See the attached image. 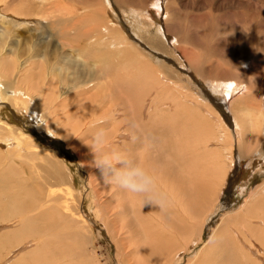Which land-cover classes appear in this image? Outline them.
Instances as JSON below:
<instances>
[{
	"label": "bare ground",
	"instance_id": "6f19581e",
	"mask_svg": "<svg viewBox=\"0 0 264 264\" xmlns=\"http://www.w3.org/2000/svg\"><path fill=\"white\" fill-rule=\"evenodd\" d=\"M78 1L85 3L86 9H84V6L82 7L84 10L79 11V8L70 6L65 1V5H63L64 3L61 6L55 5L50 9L41 0H0V59L2 53L13 52L11 46H14L13 44L18 42V40H22L23 43L28 40L24 45L23 52L11 60L9 66L5 63L0 64V80L3 75L9 74L8 77L15 82L13 84L14 90L22 87L29 90L22 95L16 94L18 99H13L15 105L11 107V119L19 120L21 117L24 120L23 125L9 123L4 115L6 111L0 109V142L3 144L0 143V188L6 187V189L2 190L6 191L9 189L14 192L15 189L11 187H14L16 182L19 183V191L14 192L16 194L15 200L18 201L14 203L15 205H9L6 211L17 216H22L23 214L22 217L24 219L23 225L18 219L14 220L12 217L1 219V221L11 220L10 223L18 221L20 225L14 228L17 232L26 230L37 236L31 239L25 238L26 240L23 239L18 242L17 246L24 244L25 247L28 245L33 247L27 253L28 256L23 255L17 260L16 258L10 259L14 250L19 248L16 247L10 251L9 258L2 264H21L18 260H23L22 264H60V260H64V256H56V254L52 253L49 255L42 249L36 250L37 248H34L36 245L33 243H42V238L45 241L54 242L55 240L48 236L54 234L47 232L48 235H46L44 231L49 230L48 226L51 224L56 226L58 217L63 213L66 218V222L63 223H67L69 229L76 223L84 228L79 234L75 232L77 235L75 237L73 235V241L80 237L82 240H86L88 244V240H90L88 237L93 233V229L85 221L89 219L88 214H82L83 216L79 214L78 208L81 205L79 202L82 196L76 200L77 203L74 207L72 206L73 203L68 204L69 202L65 203L63 201H58L56 205L57 197L55 194L57 191L44 188L51 187L53 183H56L59 186H67L65 189L60 187L58 192L61 198L65 194L74 196L71 191L73 188L71 187L70 189L68 181L72 180L73 185H75V174H78L82 182H85V185L90 189V180L92 176L94 178V172L92 170L84 171L85 178L84 175H80L78 169L72 172V169L64 161V151L56 149L55 145L60 144L61 148L62 143H64L67 153L71 157L76 158L75 164H82L83 166L86 164V159H83V155L77 145L81 138L79 133L87 131V124L93 123V120L100 118H91L95 113L96 100L99 97L98 85L106 86L111 102V111L108 114L113 115L111 119L107 120L106 124L111 128L112 121L118 120L122 114L119 119L122 122L121 125H117L115 129L111 130L109 147L126 151L134 162L142 163L152 170L157 177L159 189L162 192L164 189L168 201L166 209L163 210L154 204L142 205L141 196L129 193L111 183H106L108 184V190L104 193V197L108 199V202H105V205H98L100 203L98 190H92L91 206L96 219L107 222L102 217V209L107 207L108 203L112 201H116V206L122 207L135 217L136 224L132 227H126L129 235L125 233L129 237L121 234L124 226H120V229L116 232L119 233V237H123L120 243H115L118 250L116 259H125L124 262L126 264H145L146 259L157 252L159 254V262L170 264L171 260H178L173 258L175 255L171 257L172 252L182 251V253H186V260L182 264H201L199 261L206 263L207 261L209 262L208 251H210V247L208 242L211 240L215 246L220 247L221 245L219 246V244L224 242L225 234L231 230L233 225H238L243 231H246L248 242L253 244L252 241H254L258 245L255 251L259 252L262 250L264 254V197L256 205L252 204L258 194L264 193V181L254 186L255 182L253 180L255 174L264 168V152L262 151L264 128L261 138H256L253 133L256 120H258L254 110L257 109L262 116L264 114V94H261L264 91V61L257 64L252 57V52L241 51V57L244 61L233 64L237 73L232 74L230 71L221 74L214 73L206 78V80L210 81L208 85L215 84L220 86L217 90L219 92L217 96H210L205 88H202L203 92L208 96L206 97L201 95L199 91L197 92L198 89L194 87L196 83L199 85L197 80L202 77L198 78L196 74L192 73L193 69L184 59L182 60L179 53H177V58L175 57L173 60L163 57L164 54L169 55L168 51L174 49V45L178 40L175 33L169 28L173 25L171 18L174 10V4H171L170 0H158L155 2L154 5L158 8L157 13L158 15L160 14L159 23L155 24L153 23L155 21L151 23L142 19L141 12L143 11L135 7L127 8V11L131 13L127 15L131 25V34L126 32V26L125 31L118 22H114L116 19L113 21L110 13L107 15L108 8L112 9L113 12L114 10L117 11L119 9L118 6L126 7L130 0H76V2ZM149 1L151 3L152 0H147L146 6L149 5L150 9ZM207 5L212 6L209 3ZM183 15L185 16V14ZM53 20L59 23L58 33L60 37H57L58 41L52 40L51 35L53 34H44L43 32L54 30V24L51 25ZM237 25H239L238 22ZM23 26H26L25 28L28 32L33 31L32 34L30 33L31 35H29L16 30V27ZM83 37L87 40L85 48L81 44ZM239 38L250 41L253 36L246 33V35L239 36ZM61 41L64 42L62 45H60ZM66 44L78 49L83 48L81 53L83 55L87 54L92 64L101 66V76L97 79L91 69L81 72L75 63L65 64L57 61L54 58V51ZM111 52L115 53L114 58L118 60H126L127 55L131 52L141 54L144 64L155 75L157 86L161 88L162 93H164L162 85L166 86L168 81L164 73L170 69L176 70L179 93L178 95H173L171 100L175 105L176 112L181 113L183 110L190 112L189 110H194L197 107L194 110V114L200 116L198 120H189L190 118L187 117L186 120H183V116L179 115L180 120L178 121H180L184 130L183 137L173 140L169 136H165V132L160 128L159 123L160 121L169 120H125V97L122 88L124 84L121 76L116 72V61L110 59ZM43 60L46 62H43ZM178 60H180L178 62L179 67L177 65ZM180 69L183 72H180ZM257 70L262 71L258 77L248 76ZM126 78L143 80V76L139 74H129ZM217 78H223L224 82H214ZM195 80L196 83L194 82ZM233 82H235V87L231 86L234 84ZM240 84H245L244 88H240ZM189 85L192 86V89ZM50 92L56 93L51 95ZM14 93L12 91L10 95H14ZM79 96L85 98L84 103L92 106V110L87 111L86 109L82 113L80 112V117L84 120L82 124L78 125L77 128L75 126L71 130L67 127L60 134L55 127V120L66 118L62 115L59 116L57 110H65L67 105L73 104V101L76 100L74 98ZM162 96L165 99H171L170 94H163ZM239 100H241L239 109L236 107L232 108ZM209 103L219 115L209 108ZM3 105L8 106L5 102V93L0 86V107ZM198 107L203 109L198 112ZM205 110H208L206 115L204 114ZM188 115H192V113L190 112ZM76 116H79V114ZM213 118L217 119L216 122L220 123V125L211 124L212 120H214ZM61 141L63 142L60 143ZM143 142L145 144L154 143V145L151 149L145 148ZM206 145L215 148L214 153L211 155V161L206 159L205 155L196 156L197 152H201ZM167 146L172 149L173 156H168ZM32 149H35L36 152L45 151V153H30L29 155L30 158L43 159L46 163L44 165L47 172L45 175L42 176L39 171L35 172L39 181L36 186L41 188L39 190H33L32 185L28 186L23 183L32 179L27 176V168L32 169L35 167L38 169L42 164H38V167L34 162L28 165L24 159H15L11 156L13 154L23 156L24 152ZM57 157L60 158L65 166H68L66 169L68 174L65 171L63 172V167L60 169V161ZM244 157L248 158L249 166L256 165V168L252 171L247 170V173L244 172L245 174H242L243 170L241 169L240 160ZM168 158L170 159L171 176L175 181L179 182L177 188L173 182L169 184L171 177L166 164ZM253 158H255L254 161H252ZM249 166H246V169H249ZM32 171L34 172L35 170L33 169ZM205 172L208 173V177H206ZM99 174H101L100 171ZM243 175H247V177L241 178L243 180V185H241L240 182L238 183V179ZM99 177L101 178L102 176ZM103 177L104 180H107L105 176ZM256 177L264 179V170L258 173ZM206 179H210L211 183L207 184L203 190L207 191L210 197L207 205L201 208L199 202L207 193L199 192L196 202L190 199V195ZM92 185L97 186L98 184L94 182ZM228 186L231 187V190H235V194L243 192L239 208L230 209L226 207L229 209H225L224 204L226 202L223 204L221 199L224 193L228 192ZM238 186H241L242 189L238 190ZM25 188L29 190L20 191ZM78 191L81 192V190ZM73 198L75 199V197ZM82 199L84 198L82 197ZM244 207L246 209L245 213L241 210ZM56 208L57 211H55ZM166 214L171 216V221H169V217ZM42 216L44 217L41 219ZM62 219L64 221L63 216ZM115 219L116 215H112L110 218V220ZM31 220H35L34 224H32ZM211 220L212 224H210ZM124 222H129V220L124 219L120 223ZM255 222L259 225L261 223L263 226L257 225L254 230L253 227L255 226L253 223ZM38 224L40 225L39 227L37 226ZM78 228L81 229V227ZM106 229H108V225L102 224V227L98 230L96 229V231L99 235H105L107 240H109V244L113 245V241L108 238V230ZM133 233L138 234V236L140 234H143V236L151 234L152 240L141 243V238L133 235ZM71 235L72 233L70 237ZM254 236L255 238H253ZM63 238L66 240L67 233H63L58 239ZM162 238L165 240L164 242H161ZM128 239L131 240L132 245H128L130 252L126 253L123 247L127 245L125 243L131 244ZM229 241L231 240L229 239ZM155 246L157 249L152 251L153 253L147 252L148 255L142 253L146 247L154 248ZM67 247L73 248L72 246ZM191 248L196 250L188 253V249ZM121 250L123 251L121 252ZM231 251L229 252L233 253L234 250L231 249ZM194 255L195 259L192 260L191 256ZM216 255L218 254L216 253ZM200 257L201 259H199ZM222 257L223 255L220 258ZM27 258L29 261L26 260ZM87 260L85 256L83 258L82 256L79 257L81 264H88Z\"/></svg>",
	"mask_w": 264,
	"mask_h": 264
},
{
	"label": "rangeland",
	"instance_id": "374dc122",
	"mask_svg": "<svg viewBox=\"0 0 264 264\" xmlns=\"http://www.w3.org/2000/svg\"><path fill=\"white\" fill-rule=\"evenodd\" d=\"M41 1L43 2V4L45 6H47L50 9H52L55 5L61 6L63 3H64L63 5H65V2H66V4H68L70 6H76L77 8H79V11H83L84 9H86L85 3H82L80 1L76 2V0H71V1L70 0L69 1L68 0H57V1H55V0H41ZM58 1H60V2H58ZM146 1L147 0H130L126 7L118 6V8L120 9V11H119V9H117L118 12L116 10H114V12H113L112 9L108 8L107 9V15H109V13H110L113 21L116 19L114 22H118V24H120L124 30H125V26H126L127 31L126 30L125 31L127 33L131 34L132 33L131 25H130L128 17H127V15L131 14L130 12L127 11V8H129V7H135L137 9L143 11L144 13L141 12L142 13L141 17H143L142 18L143 20L150 21L151 23L153 21H155V22H153L154 24L157 22L159 23L158 18H159L160 14L158 15V13H157L158 8L154 5L155 2L158 0H152L151 3H150V1L148 2L150 4V9H149V5L146 6ZM170 3L174 4V10L172 11V18H171V20L173 21V25H171L169 28L171 29V31H173L175 33L178 40L174 45V49L168 51L169 55L164 54L163 57L166 59L173 60V59H175V57L177 58V53H179L182 57V60L184 59V61H186L189 64V66L193 69L192 73L196 74V76L198 78L202 77V78H199L200 80L196 79L197 81H199V85L196 83V80L194 81L196 83L194 85V87H196L198 89L197 92L199 91L201 93V95H203V96L205 95L206 97H208L207 94H209L210 96H217L219 94V92H217V90L220 88V86L215 85V84L208 85L210 81L206 80V78L208 76L213 75L214 73H220L221 74V73L229 72V71L232 74L237 73L236 68L233 67V64L235 62L244 61L243 58L241 57V53H242L241 51L252 52L253 53L252 57L255 59L257 64H260L262 61H264V0H170ZM207 3L212 4V6L207 5ZM74 4H76V5H74ZM161 4H162V1H161ZM51 5H53V6L49 7ZM82 7H84V9ZM183 14H185V16ZM138 16H140V15L138 14ZM108 17L111 19L110 16H108ZM61 20H62V18H61ZM61 20H60V22H61ZM237 22L239 23V25H237ZM52 24H54V27H55L53 30L54 32L51 30H49V31L47 30V31H43V32H44V34H47V33L53 34V35H51L52 40L58 41L57 37H60V35L58 33L59 23L56 20H53L51 25ZM57 26H58V28H57ZM25 27L26 26L16 27V30L19 32H24L26 34L28 33L29 35H31L33 31L28 32ZM23 28H25V29H23ZM246 33L251 34L253 36V39H251L250 41H246V40L239 38V36L240 37L244 36V35H246ZM170 40H171V38H170ZM26 42H28V40L25 41L24 43L22 40H18V42L13 44L14 46H11L13 52L2 53V56L0 59V64L5 63L6 65L9 66L11 60L15 59L18 54H21L23 52L24 45ZM86 42H87V40L85 39V37H83V39L81 41V44H83V46H84L83 48H85ZM62 43H64V42L61 41L60 45H62ZM83 48L78 49L76 47H72L69 44L63 45L62 47H60L54 51V58L57 59V61H59L61 63H65V64H70L71 62L75 63L79 67V71H81V72H83L84 70H87V69H91V70H93V74L95 75V77L98 79L101 76L102 68L100 65L92 64L89 61V57L87 54L83 55L81 53V51H83ZM114 57H115V53L111 52L110 53V59H113L114 61H116V63H117V71L116 72L119 76H121L123 84H124L122 88H123V95L125 97V110H124L125 120H169V121H160V123H159L160 128L165 132V136H169L173 140H176L180 137H183L184 136V130L181 126L180 121H178V120H180L179 115L183 116V120L184 119L186 120V117L190 118L189 120H198L200 118V116L198 114L197 115L194 114V110L197 109V107H195L194 110H189L192 113V115H188V114H190V112L185 111V110H183V112H181V113L176 112L175 105L171 101L173 95H178V93H179V87H178L179 83L177 80L178 78H177L176 70L170 69L164 73V76L168 79V81H167L166 86L162 85V88L164 91V93H162L161 88L157 86L155 75L146 67V65L144 64L143 56L141 54L139 55L135 52H131L127 55L126 60H118L117 58H114ZM179 61L180 60L177 61V65H178ZM43 62H46V61L43 60ZM178 67H179V65H178ZM251 71H252V69H251ZM180 72H183V70L180 69ZM260 72H262V71L257 70L255 73L248 75V76L258 77ZM129 74H139V75L143 76V80L126 78V76ZM8 76H9V74L3 75L2 79L0 80V84H1L0 86H1V89L5 93V102L8 104V106L3 105L2 107H0V109H3L6 111V113L4 115L8 119L9 123H17L18 125H23L24 120L21 119V117L19 120H15L14 118L11 119V117H12V112H11L12 108L11 107H13L15 105V102L13 99H15V98L18 99L16 94L22 95V94H25L29 90H26L23 87L18 89V90H14L13 84L15 82L12 81V78H9ZM222 79L223 78H221V79L217 78V79H215L216 81H214V82H224V80H222ZM233 83H232L233 85H231V86L235 87V82H233ZM196 85H198V86H196ZM204 85H205V87H204ZM244 86H245V84L239 85L240 88H244ZM263 86H264V82H263ZM189 87H191V89H192V86L189 85ZM202 88H205L207 94L205 92H203L204 90H202ZM97 90L99 92V97L96 100L95 113H94V115H92V117H91L92 119L104 116V115L110 113V111H111V108H110L111 102H110L109 97H108V90H107L106 86L98 85ZM12 91L15 92L14 95H10V93H12ZM55 93L56 92H50L51 95H54ZM262 93L264 94V91L261 92V94ZM163 94L164 95L170 94L171 99H165L162 96ZM86 95H88V94H86ZM74 99H76V100L73 101V104L67 105L65 110H63V109H61L60 111L57 110V113L59 116L62 115L63 117L65 116L64 118H66V119H62V120H55V127L57 128V130L60 134H62L63 130L67 127L69 128V130H71L72 128H75V126L77 128L78 125L82 124V122L84 120H82V117H80L81 116L80 112L82 113L86 109H87V111L92 110V108H91L92 106L88 105L87 103H84L85 98L83 96H79V97L74 98ZM191 99H194V98H191ZM240 102H241V100L237 101L232 106V108L236 107L237 109H239V103ZM209 105H210L209 108L215 114L219 115V113L215 111V109L213 108L211 103H209ZM9 107H10V109H9ZM198 109H199L198 112H200V110L203 108L198 107ZM207 111L208 110L204 111L205 115H206ZM254 111H255V114L258 116V120H256V126L253 130V133H254L256 138H261L263 128H264V114H263V116L260 115L259 111L257 109ZM78 114H79V116H76ZM87 115L89 116V114H87ZM121 116H122V114H121ZM121 116H119L118 120L112 121L111 128L106 124L107 121H105V124L100 125V126H103L107 129L109 137H110L111 130L115 129L117 127V125H121L122 122H120V120H119ZM221 116H223V115H221ZM213 119L214 120H212L211 124L220 125V123L216 122L217 119H215V118H213ZM93 121H94L93 123L87 124V127H88L87 131H83V132L79 133V135H81V138L79 139L77 147L81 151V153L83 155L82 156L83 159L84 160L86 159L85 160L86 164L84 166L82 164H75L74 163L76 158L71 157L67 153L65 145H64V143H62L63 141L60 142V143H62L61 148H60V144L55 145L56 149L64 151V157H65L64 161L72 169V172H73V170L78 169L80 171L79 172L80 175H82V176L84 175V178H85L84 171L92 170L94 172V178H96V179H94L92 176V178L90 180V189L88 188V186L85 185V182L84 183L82 182V180L78 174H75V185L79 189L75 185H73L72 180L68 181V185H69L70 189H71V187L73 188L71 191L74 194V196H68V194H65L66 196L64 195V197L61 198V195H59L58 191H59L60 187H64V189H65L67 186H59L56 183H53L51 187L44 188L46 190L57 191L55 194L57 197L56 198L57 200L55 201L56 205L58 204V201H63L65 203L69 202L68 204L73 203L72 206L74 207L77 203L76 200H78L82 196L84 199H82V197H81V200L79 202L82 205V206L80 205L78 208V210L80 211L79 214L80 215H82V214L87 215L88 214L87 216L89 217V219L85 220V221L87 224H89V226L91 225L90 227L93 229L92 230L93 233L91 234L90 237H88L90 240H88V244H87V241L82 240L80 237H78L76 240L73 241V238L77 234L81 233L84 228L80 225H77V223H76L73 225L74 227L72 226L73 228L70 227V229H69V227H67V223H63V222H66V220H65L66 218L64 216V213L58 217V219L56 221V226H53L52 224L48 226L49 230L44 231V233L46 235H48L47 232L53 233L54 235H48V236L52 237L55 241L54 242L53 241H45L42 238V243H38V242L33 243L34 245H36L34 248L35 249L37 248L36 250L42 249L45 252H47V254L49 253V255H51V253H52L54 255L56 254V256H64L65 258H64V260L63 259L60 260V264H81V262H79L80 256H82V258H83V256H85L88 259L87 260L88 264H115V263L116 264L117 263L126 264L124 262L125 259L124 260L123 259H116V256H117L116 254H117L118 250H117L115 243L116 242L120 243L122 238H123V237H119V233H116V232H117V230L120 229V226H124V228H123L124 234H123V232L121 234L126 237L129 235L126 227H132L136 224V220H135L134 215H132V213H128V211L123 209L122 207L116 206V204H117L116 201H112V202L108 203V206L102 209V217L107 221L106 223L103 222V220L96 219L94 217L96 215L93 212V207L91 206L92 190L93 189L98 190V198L100 201V203L98 205H103V204L105 205V202H108V199L104 197V193L108 190V184H106V183H109V182L107 180H104V177H103L104 175L99 174L98 169H96L95 166H93V155H92L89 147L87 146L88 143L90 142L92 133L95 131V126H96L97 120H93ZM222 125H224V124H222ZM69 130H68V132H70ZM181 132H183V133H181ZM149 138L153 139L152 137H149ZM0 143L2 144V142H0ZM143 145L145 148L151 149L153 147L154 143L145 144L143 142ZM214 151H215V148L213 146L206 145V147L201 152H197L196 156L200 157V156L205 155L206 159L211 161V155L214 153ZM227 151L229 153L228 147H227ZM262 151L264 152V145L262 147ZM167 152H168V156H173V151L168 146H167ZM30 153H45V151L36 152L35 149H32L31 151L24 152L23 156H19L17 154H13L11 156L14 157L15 159H24L25 162H27L26 164H28V165L31 164L32 162L36 163L37 167H38V164L43 165V166L40 165V168H42V169H40L39 167H38V169L35 167L31 169L29 167L27 168V165H26V168L28 170L27 176H29V179L30 178H32V179L27 180V181H25V183H23L24 185H28V186L32 185L33 190H39L41 188L36 186L39 182L37 179L36 173L39 171V173H42V176L45 175L47 173L45 170L46 166H44L46 163L43 161V159L30 158L29 157ZM235 153H236V151H235ZM57 159L60 161V163H59L60 169H62V167H63V172L65 171V173H67L66 169L68 168V166H65L62 163V161L60 160V158L57 157ZM69 160H71V161L69 162ZM241 160H240V164L242 165L241 166V169L243 170L242 174L244 172L247 173V170H251V171L255 170L256 165L249 166V162H248L247 157H244ZM254 160H255V158L252 159V161H254ZM169 162H170V159L168 158L166 164H167V170H168L170 177H171V181L169 182V184L171 182H173L175 184V187L177 188L179 186V182L175 181L174 178L171 176V165L169 164ZM246 166H249V169H246ZM88 167H90V168H88ZM33 169L35 170L34 172L32 171ZM263 170H264V168H262L260 171H258L255 174V176L253 177V180L255 182L254 186H257V185L263 183L264 179L256 177L257 174L262 172ZM96 171H97V173H95ZM205 175H206V177H208L207 172H205ZM99 176H102V177L100 178ZM33 177H35V178H33ZM242 177H247V175H243V176L239 177L238 183L240 182L241 185H243V180H241ZM33 179L34 180L37 179V180H35V182L33 183V181H34ZM10 180H11V178H10ZM94 182L97 183L98 185L93 186L92 184ZM210 183H211L210 179H206V181L199 184L193 190L192 194L190 195V199L193 202H196V200L198 199L197 194L199 192H206L207 193V195L199 202V206L201 208L206 206L207 203L209 202L210 195L208 194L207 191L203 190V188L207 184H210ZM66 184H67V182H66ZM54 186H57V187H54ZM11 188L15 189L14 192L19 191V183L16 182L15 186L11 187ZM227 188H229V190L227 193H224L225 198L223 196L221 199V201H223V204L226 202V204H224L225 209L227 210L229 208L230 209L239 208L240 207L239 203H241L243 192L241 191V192L235 194V190H231V187H229V186ZM2 189H6V187H2ZM2 189L0 188V194H1L0 195V264H2L6 259L9 258L10 251L15 249L16 247H19V248L14 250L10 259L16 258V260H17V258L20 259L21 256H23V255L26 256L27 253L29 252V250L33 247H31L30 245L25 247L24 244L17 246L18 242L22 241L25 238L31 239L33 237H37L32 232H29L26 230H22V231L17 232L14 228L16 226L20 225L18 221H14L11 223H10L11 220L1 221V219L7 218V217H12V219H14V220L18 219L20 221V223L22 222V225H23V220H24L22 217L23 216L22 213H21L22 216L20 215L21 217L15 215L14 213L13 214L7 213L6 209H8L9 205L10 206L12 204L15 205L14 203H16L18 200H15L16 194L13 191H10L9 189L4 191ZM232 189H234V188L232 187ZM241 189H242L241 186H238V190H241ZM26 190H29V189L25 188V189H21L20 191H26ZM78 190H81V192ZM163 192H164V189H163ZM69 195H71V194H69ZM263 195H264V193L258 194L256 196V198L252 201V204L256 205L258 202H260L264 197ZM67 196H68V198H67ZM73 197H75V199ZM105 199H106V201H105ZM74 200H75V202H74ZM12 201H14V202H12ZM226 207H229V208H226ZM241 210L243 213L246 212L245 207L242 208ZM55 211H57V208ZM111 212H113V213H111ZM112 215H116L115 220H110ZM166 215L169 217V221H171L172 220L171 216L168 214H166ZM62 216L64 217V221L62 219ZM236 216H238V215L236 214ZM257 216H259V215H257ZM43 217L44 216H42L41 219ZM159 217L161 218V216H159ZM218 217H221V216H218ZM259 217H262V216H259ZM25 218H27V217H25ZM82 219L84 220V218H82ZM124 219H128L129 222L120 223ZM31 222H32V224H34L35 220H31ZM96 222H97V224H96ZM212 223L213 222L211 220L210 224H212ZM102 224L108 225V229H106V230H108V238H110V240L113 241V245L109 244V240H107V237L105 235H99L97 233L96 229L98 230L99 228H101ZM253 224L255 226V227H253L254 230H255L257 225L263 226V224L260 223V225H259L257 222H255ZM37 226L39 227L40 225L38 224ZM77 227H81V229H79V228L77 229ZM97 227H99V228H97ZM237 229H239L241 231H239ZM63 230H64V232H63ZM72 230H74V231L72 232ZM231 230H233V231L230 232ZM231 230L229 231L230 233L227 232L225 234L224 242H221L219 244V246L221 245L220 247L215 246L216 248L215 247L210 248V251H208L209 262L208 261L206 263L203 261H199V262L201 264L202 263L203 264L204 263L205 264H213V263L214 264H216V263L226 264L228 262V260H230V262H228L227 264H256V263L264 264L263 251L262 250L259 252L255 251L257 249L258 245L254 241H252L253 244H250L248 242V240L246 238V231H243V229L240 228L238 225H233ZM238 231H239V233H238ZM75 232L77 234H75ZM125 232L128 233V235H126ZM259 232H260V230H259ZM63 233L64 234L67 233L66 240H65V238L58 239L63 235ZM69 233L70 234L72 233L71 237H70ZM235 233L237 235V238H236ZM73 235H74V237H73ZM133 235L138 236V234H136V233H133ZM241 236H243V238H241ZM138 237L141 238V243H146L147 241L152 240L151 234H147L145 236H143V234H140ZM208 237H209V235H208ZM253 238H255V236ZM253 238H252V240H254ZM229 239L231 241H229ZM255 240H257V239H255ZM128 241L131 244L125 243L127 245H125L123 247L124 251L126 253L130 252L128 245H132L131 240L128 239ZM164 241L165 240L162 238L161 242H164ZM234 241H235V243L233 245ZM253 245H254V247H253ZM67 246H72L73 248L67 247ZM242 248H243V250H242ZM244 248H245V250H244ZM156 249H157L156 246L154 248L146 247V249H144L142 253L146 255L147 252L153 253L152 251H154ZM231 249H233L234 251L236 250L235 253H234V251H233V253H230L229 251H231ZM51 250L52 251L54 250V251L52 252ZM188 250H189L188 251V253H189V252H194V250H196V249L191 248ZM122 251L123 250H121V252ZM219 252H220V254H219ZM181 253H182V251L172 252L171 257H173V255H175L173 258L175 260L176 259H178V260L177 261L171 260L170 264H182L186 260V253L185 252H183L182 254ZM216 253L218 255H216ZM231 254H232V256H230ZM236 254L238 255V257ZM221 255H223L222 258H220ZM231 257H233V258H231ZM158 258H159V254L156 252L155 255L150 256L149 258L146 259L145 264H148V263L149 264H151V263L163 264L162 262L158 261ZM239 258L241 259L242 262L240 261ZM191 259L192 260L195 259V255L191 256ZM199 259H201V257ZM233 259L235 260L234 262H233ZM26 260L29 261L28 258ZM18 261L21 264L23 262V260H18ZM26 263H28V262H26Z\"/></svg>",
	"mask_w": 264,
	"mask_h": 264
},
{
	"label": "clouds",
	"instance_id": "9594fccd",
	"mask_svg": "<svg viewBox=\"0 0 264 264\" xmlns=\"http://www.w3.org/2000/svg\"><path fill=\"white\" fill-rule=\"evenodd\" d=\"M106 114L96 121L88 147L93 155V164L107 181L129 193L141 196V204L158 205L162 210L167 207V194L158 187L154 172L142 163L134 162L123 150L110 148V139L103 122L112 118ZM208 246L215 247L213 241Z\"/></svg>",
	"mask_w": 264,
	"mask_h": 264
}]
</instances>
